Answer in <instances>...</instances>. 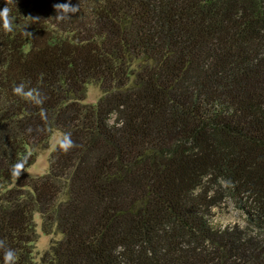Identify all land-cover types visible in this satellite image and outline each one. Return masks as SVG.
Returning a JSON list of instances; mask_svg holds the SVG:
<instances>
[{
  "label": "trees",
  "instance_id": "obj_1",
  "mask_svg": "<svg viewBox=\"0 0 264 264\" xmlns=\"http://www.w3.org/2000/svg\"><path fill=\"white\" fill-rule=\"evenodd\" d=\"M65 2L0 0L16 26L0 27V240L17 264H264V235L212 218L226 195L264 228V0H70L61 21ZM56 131L76 146L27 175ZM35 215L60 234L40 258Z\"/></svg>",
  "mask_w": 264,
  "mask_h": 264
},
{
  "label": "rangeland",
  "instance_id": "obj_2",
  "mask_svg": "<svg viewBox=\"0 0 264 264\" xmlns=\"http://www.w3.org/2000/svg\"><path fill=\"white\" fill-rule=\"evenodd\" d=\"M101 96V91L96 85H89L86 93V103H95ZM60 132H54L50 136L47 143V147L38 150L34 163L29 166L25 173L31 177H38L44 174L49 167V158L52 151L55 149L53 144V138L56 137ZM239 200H234L230 196L223 195L222 200L212 209L213 220L216 223L222 225H239L241 227H247V229L261 233L264 235V228L260 226V219L254 212H247ZM36 222L37 238L34 242V255L40 258L41 254L50 246L53 241L60 238V234L57 231H51L46 234L42 230V221L39 215L34 216Z\"/></svg>",
  "mask_w": 264,
  "mask_h": 264
},
{
  "label": "clouds",
  "instance_id": "obj_3",
  "mask_svg": "<svg viewBox=\"0 0 264 264\" xmlns=\"http://www.w3.org/2000/svg\"><path fill=\"white\" fill-rule=\"evenodd\" d=\"M5 5L6 6L0 10V27H2L5 33L14 34L16 27L14 23V17L11 15V10L6 3ZM54 9L57 13L56 18L61 21L71 19L72 15L80 11L79 4L72 5L70 0H66L65 3L55 4ZM25 35L31 36V33L25 31ZM13 93L17 97L21 98L24 102L39 107L40 117L42 121L47 123V111L43 108L46 97L40 92L39 89L29 87L24 83H20L13 88ZM53 144L57 150L64 154H67L76 146L75 142L72 140L71 133L69 132H62L58 134L53 138ZM26 159L27 158L25 157L12 166L11 171L15 179H17L21 172L24 171ZM0 250H3L4 252V264H17L18 256L16 251L12 248L6 247V242L4 240H0Z\"/></svg>",
  "mask_w": 264,
  "mask_h": 264
}]
</instances>
